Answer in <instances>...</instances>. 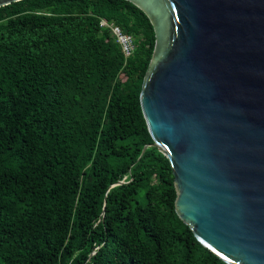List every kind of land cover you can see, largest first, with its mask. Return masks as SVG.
I'll return each mask as SVG.
<instances>
[{"label":"trees","instance_id":"trees-1","mask_svg":"<svg viewBox=\"0 0 264 264\" xmlns=\"http://www.w3.org/2000/svg\"><path fill=\"white\" fill-rule=\"evenodd\" d=\"M101 18L132 36L129 57ZM148 48L123 0L0 6V264H223L170 209L144 137Z\"/></svg>","mask_w":264,"mask_h":264},{"label":"water","instance_id":"water-1","mask_svg":"<svg viewBox=\"0 0 264 264\" xmlns=\"http://www.w3.org/2000/svg\"><path fill=\"white\" fill-rule=\"evenodd\" d=\"M123 1L148 29L135 104L170 209L223 264H264V0Z\"/></svg>","mask_w":264,"mask_h":264},{"label":"built area","instance_id":"built-area-1","mask_svg":"<svg viewBox=\"0 0 264 264\" xmlns=\"http://www.w3.org/2000/svg\"><path fill=\"white\" fill-rule=\"evenodd\" d=\"M99 26L108 28L114 41L118 44L124 58L129 57L134 51V41L130 34L123 32L117 25L108 23L105 19L99 20Z\"/></svg>","mask_w":264,"mask_h":264}]
</instances>
